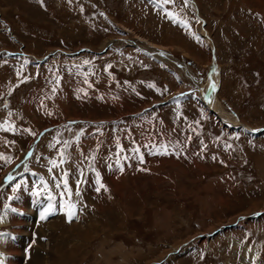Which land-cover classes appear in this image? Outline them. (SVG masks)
I'll list each match as a JSON object with an SVG mask.
<instances>
[{
	"label": "rangeland",
	"instance_id": "374dc122",
	"mask_svg": "<svg viewBox=\"0 0 264 264\" xmlns=\"http://www.w3.org/2000/svg\"><path fill=\"white\" fill-rule=\"evenodd\" d=\"M195 1L212 41L188 0H0V187L80 121L0 193V264H264V0Z\"/></svg>",
	"mask_w": 264,
	"mask_h": 264
},
{
	"label": "bare ground",
	"instance_id": "6f19581e",
	"mask_svg": "<svg viewBox=\"0 0 264 264\" xmlns=\"http://www.w3.org/2000/svg\"><path fill=\"white\" fill-rule=\"evenodd\" d=\"M115 43V42H114ZM163 54H164V52H163ZM159 55V57L161 56V58H163V59H165V58H167L168 59V57H166L165 55H160V54H158ZM218 80H219V77H218V75L216 74V78H215V80L214 81H212L211 83H212V85H215V86H217V83H218ZM209 84V83H208ZM213 87V86H212ZM216 88V87H215ZM208 90V89H207ZM210 91H212V89L210 90ZM205 92V91H204ZM210 93V92H209ZM214 93V92H213ZM208 94V93H207ZM210 99L213 101L214 100V103H215V100H216V97H210ZM209 104V103H208ZM210 105V104H209ZM223 109V108H222ZM219 112V111H218ZM222 114V115H221ZM221 114H219L220 115V117L221 116H225L222 112H221ZM216 115H218V113L216 114ZM226 121V120H225ZM21 164H18V165H20L18 168H16L14 171H12L11 172V174H12V176L11 177H13V176H17L21 171H23V168H22V166H23V164H24V162H20ZM8 177H9V175H7V177H6V181L8 180ZM18 253V251H16V253L15 254H17ZM70 258V257H69Z\"/></svg>",
	"mask_w": 264,
	"mask_h": 264
},
{
	"label": "snow or ice",
	"instance_id": "6c2138e0",
	"mask_svg": "<svg viewBox=\"0 0 264 264\" xmlns=\"http://www.w3.org/2000/svg\"><path fill=\"white\" fill-rule=\"evenodd\" d=\"M165 2H169V0H165ZM185 3H187V0H185ZM213 88H215V85H213ZM103 187V185H101ZM99 190V189H98ZM71 207H75L74 205H71ZM42 219L44 218L43 216L41 217ZM71 214H69V221H71Z\"/></svg>",
	"mask_w": 264,
	"mask_h": 264
},
{
	"label": "crops",
	"instance_id": "0c3cea01",
	"mask_svg": "<svg viewBox=\"0 0 264 264\" xmlns=\"http://www.w3.org/2000/svg\"><path fill=\"white\" fill-rule=\"evenodd\" d=\"M139 48V47H138ZM142 48V47H141Z\"/></svg>",
	"mask_w": 264,
	"mask_h": 264
}]
</instances>
